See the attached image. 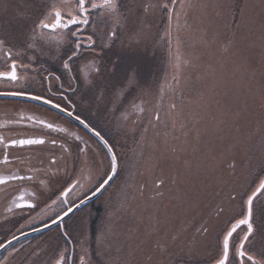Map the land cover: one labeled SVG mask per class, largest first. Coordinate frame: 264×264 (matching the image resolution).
<instances>
[{
	"label": "rangeland",
	"instance_id": "obj_1",
	"mask_svg": "<svg viewBox=\"0 0 264 264\" xmlns=\"http://www.w3.org/2000/svg\"><path fill=\"white\" fill-rule=\"evenodd\" d=\"M75 2L0 0V35L27 56L23 63L31 52L21 42L34 35L38 57L59 61L66 33L34 34L33 27L45 4L75 15ZM120 2L129 20L117 22L102 9L91 30L95 47L109 50L102 60L86 51L80 62L83 70L92 62L104 66L101 75L89 72L84 89L86 101L97 91L100 131L110 133L117 173L99 212L74 217L71 264H82L81 257L83 264H215L223 235L264 179V0ZM111 32L117 34L109 38ZM108 156L100 150L96 159L102 179L111 173ZM94 168L89 163L76 176L84 183L75 191L80 197L97 178ZM255 207H264V194ZM255 229L245 251L264 260V217H256ZM244 231L233 238L242 240ZM69 254L53 230L9 252L4 263L68 264Z\"/></svg>",
	"mask_w": 264,
	"mask_h": 264
},
{
	"label": "flooded vegetation",
	"instance_id": "obj_2",
	"mask_svg": "<svg viewBox=\"0 0 264 264\" xmlns=\"http://www.w3.org/2000/svg\"><path fill=\"white\" fill-rule=\"evenodd\" d=\"M88 3L90 5L102 2ZM75 4L78 8L76 2ZM101 10L92 14L88 24L72 27V31L77 32L76 37L69 39L70 33L66 30H56L66 33L65 40L58 42L59 61L58 59L54 61L40 59L37 54L40 45L36 42L34 50L37 56L33 54V50H30L31 59L23 63L28 65V69L22 71L21 68L18 72L21 78L15 83L0 78V93L23 91L39 94L52 101L46 104L43 100L25 98L28 96L0 95V179L5 181L0 184V245L5 246L16 240L0 251V264H5L4 259L8 257L9 252H15L26 243L36 242L53 230H58L65 245L69 246L68 264H71L74 253L73 244L68 237H65L64 231L71 230L72 224L77 220V218L74 219L77 214L99 212L98 200L115 180L116 175L98 197L61 223L57 222L51 228L36 233L61 217L68 207L76 206L94 193L103 182L104 179L100 177L99 163L96 159L100 150H103L107 156L108 153L90 131L95 134L99 132V137L107 141L108 147L115 154L112 139L109 138L110 133L106 135V130L100 131L99 116L101 113L95 108L97 91L94 90L91 100L86 101L83 69L80 63L86 51L101 59V53L109 50L108 48L101 51L95 47L98 35L91 30L95 21L98 22ZM53 23L54 21L51 24ZM89 36H92L94 41L92 47L88 46L91 43L88 40ZM112 37L109 35V38ZM76 40H80L82 46L78 50V55L71 61L70 69L65 70L63 68L65 53L75 47ZM8 51L7 47L0 48V71L8 70L10 61L5 55ZM12 55L18 61L28 59L26 55L22 57L20 50L16 48L12 51ZM112 57V55H107L103 58L107 65L106 70L113 65ZM88 103H91L94 108H90ZM41 121L52 124L53 128L39 123ZM28 138L43 139L44 143L23 146L11 144L13 140ZM89 163L96 168L97 178L95 181L91 180L92 184H90L88 193L80 197L75 191L82 188L84 183L80 177L76 176L85 171ZM11 177L26 178L11 179ZM70 185L71 189L67 195L61 196L64 189ZM17 204L32 206L16 207ZM94 224V221L91 222V228Z\"/></svg>",
	"mask_w": 264,
	"mask_h": 264
},
{
	"label": "snow or ice",
	"instance_id": "obj_3",
	"mask_svg": "<svg viewBox=\"0 0 264 264\" xmlns=\"http://www.w3.org/2000/svg\"><path fill=\"white\" fill-rule=\"evenodd\" d=\"M173 4H175L176 0H172ZM76 3L78 5L77 11L75 15L67 14L65 15L60 10L59 6L55 3L52 4H45L43 6V10L41 12V18H39L38 23L34 24L33 27V33L35 34L36 28H39L41 30H51L56 31L58 29H64L68 33H70L69 39L71 37H76L77 32L72 31L73 26L78 25H86L90 22V17L93 13H98L101 9H109L112 16L116 19L117 22L120 21L121 18L125 22L129 20V17L124 15L121 12V2L120 0H102V3H91L89 5L88 0H76ZM166 6V5H165ZM51 16L54 17V23L49 24L46 23L47 18ZM117 33L112 32L109 33L110 36H115ZM88 40L91 42L88 46L92 47L94 44L92 36L88 37ZM35 35L31 40L26 39L25 41L21 42V46L33 50V54L35 55L34 50V44L36 43ZM82 44L80 40H76L75 47L70 50V52L65 53V59L63 63V68L65 70L70 69V63L71 61L78 55V50L81 48ZM7 47L9 51L5 54L10 61L8 64V70L6 71H0V78L6 79L8 81H11L13 83L17 82L21 77L18 75V72L21 68L27 69L28 65L23 64L22 61H18L17 59L13 58L12 51L15 48V45H13L7 34L0 35V48ZM104 66L103 65H96L95 62H92L90 64H86L84 66V78L86 81L89 80V72H95L97 75L102 74ZM59 79V77H57ZM90 82V81H89ZM131 82V81H130ZM0 95H10V96H28L31 99L34 100H43L44 103H52L51 100L45 99L44 97H41L39 94H31V93H25L23 91H11V92H3L0 93ZM56 107H59V105H55ZM71 115V113H69ZM79 119V117H77ZM44 123L48 128H53L52 124H48L47 122H39ZM81 123L83 121L81 120ZM87 127V125H85ZM97 136L100 135L99 132L96 133ZM44 143L43 139H37V138H28V139H21V140H13L11 141V144L13 146L16 145H33V144H42ZM53 143H55L53 141ZM105 144L107 146V141H105ZM109 152H112V149L109 147ZM112 173L107 175V178L103 180V182L99 185V187L96 189V191H100L107 185L110 180L113 178V175L116 173L117 163H116V156L112 155ZM26 177H11V179H25ZM5 183L4 180L0 179V184ZM162 182H157V187L160 186ZM71 185L68 188H65L64 191L61 193V196H66L68 191H70ZM264 194V179H261L259 181L258 186L256 189L247 196L245 202H244V211L242 212V218L236 219L232 224L231 227L227 230V232L223 235V241H222V253L220 257L216 260L215 264H229V258H230V250L233 246L231 244V241L233 239V234L237 232V229H241L242 231L246 228V231H244L243 239L240 241V246L236 249V254L240 258L241 264H244L245 258L250 264H264V260L257 259L254 255L248 254L245 251V243L250 241V238L254 237V234L256 232V229L254 227L256 217H264V207L257 208L255 207V201L258 199V197ZM235 198V197H233ZM83 202V201H82ZM55 203V201H53ZM23 206H29L32 205H21L17 204L16 207H23ZM79 207L78 205L76 206ZM73 212V207H68L67 210L64 212V216H68L69 213ZM63 217H58L56 220H53V223H57L59 220H62ZM64 235L67 238L69 233L65 230ZM4 245H0V247H3ZM84 257H81V261L83 264ZM56 264H63V259H58L56 261Z\"/></svg>",
	"mask_w": 264,
	"mask_h": 264
},
{
	"label": "water",
	"instance_id": "obj_4",
	"mask_svg": "<svg viewBox=\"0 0 264 264\" xmlns=\"http://www.w3.org/2000/svg\"><path fill=\"white\" fill-rule=\"evenodd\" d=\"M25 98H29V97H25ZM87 130H88V128H86ZM89 131V130H88ZM92 134H94V136L97 138V140L98 141H100V143L103 145V147L105 148V150L107 151V153H108V155H109V158H110V160H111V164H112V155H114L113 154V152H109V147H108V145L106 146V144H105V141L101 138V137H99V136H97L95 133H93L92 131H90ZM116 163H117V161H116ZM116 171H117V168H116ZM111 173H112V168H111ZM110 173V174H111ZM115 175H116V173H115ZM115 175H113V178L110 180V182L114 179V177H115ZM109 182V183H110ZM109 183L107 184V185H105V187L103 188V189H101L100 191H95L94 193H92L90 196H88L87 198H85L84 200H82L79 204H77L79 207L77 208L76 206H74L73 207V212L72 213H69V215L68 216H64V214L61 216V217H63V219L62 220H59L58 221V223H61V221H63L64 219H66L67 217H69L70 215H72L74 212H76L77 210H79L80 208H82V207H84L85 205H87L89 202H91L92 200H94L96 197H98L103 191H104V189L109 185ZM57 223H52V224H50V225H48V226H46V227H44V228H42V229H40V230H38V231H36V233H40V232H43V231H45V230H47L48 228H51L52 226H54V225H56ZM35 234V233H34ZM14 241H16V240H13V241H11V242H9L8 244H6L3 248H1L0 249V251L1 250H3L4 248H6L8 245H10V243H12V242H14Z\"/></svg>",
	"mask_w": 264,
	"mask_h": 264
},
{
	"label": "trees",
	"instance_id": "obj_5",
	"mask_svg": "<svg viewBox=\"0 0 264 264\" xmlns=\"http://www.w3.org/2000/svg\"><path fill=\"white\" fill-rule=\"evenodd\" d=\"M259 199H260V196L258 197V199L255 201V205L258 203V201H259ZM254 227H255V225H254ZM245 230H246V228H245ZM241 241V240H240ZM240 241H237V239L234 237L233 239H232V241H231V244L233 245V244H238V243H240ZM234 246V245H233ZM262 257V256H261ZM264 258V257H263ZM245 260H246V258H245ZM232 261H233V264H241V261H240V258L238 257V256H236V257H234L233 259H232ZM247 263H250V262H248L247 260H246V263L245 264H247Z\"/></svg>",
	"mask_w": 264,
	"mask_h": 264
}]
</instances>
